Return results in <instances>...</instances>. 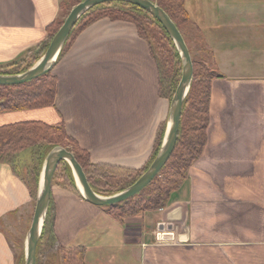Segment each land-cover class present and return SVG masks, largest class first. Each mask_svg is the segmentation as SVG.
I'll return each instance as SVG.
<instances>
[{
	"label": "crops",
	"instance_id": "1",
	"mask_svg": "<svg viewBox=\"0 0 264 264\" xmlns=\"http://www.w3.org/2000/svg\"><path fill=\"white\" fill-rule=\"evenodd\" d=\"M66 1L0 0V66L41 44ZM184 9L220 74L211 81L202 154L164 209L122 222L53 184L54 241L83 246L86 264H264V0H184ZM51 74L53 106L0 114V126L63 123L92 163L141 168L169 106L134 26L94 23ZM30 203L13 168L0 164V220ZM156 233L176 242L155 243ZM9 251L0 231V264H14Z\"/></svg>",
	"mask_w": 264,
	"mask_h": 264
},
{
	"label": "trees",
	"instance_id": "2",
	"mask_svg": "<svg viewBox=\"0 0 264 264\" xmlns=\"http://www.w3.org/2000/svg\"><path fill=\"white\" fill-rule=\"evenodd\" d=\"M81 1L67 0L60 4L59 12H67L66 17L71 8ZM150 1L168 15L181 33L191 55L189 43L181 31L182 27L191 26L188 14L184 9V0ZM69 7L70 9H68ZM101 19L124 21L136 27L138 36L147 43L150 57L156 64L159 96L165 94L170 102L181 73L179 55L158 21L136 6L124 2H110L90 9L79 19L70 32L57 62L72 46L80 33ZM63 20H59V17L54 20L46 28L44 41L8 65L0 71V74H21L33 66L47 49L49 42L62 25ZM191 61L193 76L190 90L182 105L175 148L158 175L143 190L126 201L104 207L107 209L108 215L117 222H122L124 219L137 216L142 212L164 209L171 194L186 179L192 163L202 154L209 123L208 108L211 81L220 77V74L217 72L214 62L211 65H206L204 62L197 64L192 57ZM56 83V78L49 72L22 85L0 86V114L53 106L56 96ZM164 127L165 122L158 131L154 152L149 161L144 167L133 170L91 163L89 154L81 150L77 143L66 135L62 125L52 126L40 121L7 124L0 126V164L10 165L15 171L16 165L19 164L17 162L20 155L26 151L29 152L30 162L26 168L25 185L31 199L35 200L37 183L46 155L54 147H62L73 154L92 191L100 196H111L131 186L147 170L161 144ZM58 171L63 173L66 178L63 185L60 186L70 189L80 198L74 186L71 169L64 161L59 162L53 174L52 185ZM42 242H44L43 245L46 244L45 247H51L53 243L56 244L51 230L50 205L36 247V264ZM58 246L59 264H85V249L82 246ZM23 259L24 252L23 255L16 257L17 264H21Z\"/></svg>",
	"mask_w": 264,
	"mask_h": 264
},
{
	"label": "water",
	"instance_id": "3",
	"mask_svg": "<svg viewBox=\"0 0 264 264\" xmlns=\"http://www.w3.org/2000/svg\"><path fill=\"white\" fill-rule=\"evenodd\" d=\"M110 2H124L136 6L150 14L167 33L179 55L181 63L180 78L169 103L161 144L153 161L135 183L114 195L106 197L97 195L92 191L81 167L76 162L71 152H68L62 147H54L46 155L39 175L32 219L24 242V264H36V247L48 213L52 178L59 162L64 161L69 165L74 186L80 198L92 206L103 208L126 201L143 190L158 175L176 145L181 109L190 90L193 76L192 61L181 33L168 15L150 0H82L71 8L40 59L27 71L21 74H0V86L22 85L51 72L57 63L58 57L70 32L79 19L90 9ZM163 229L171 231L172 226L166 225Z\"/></svg>",
	"mask_w": 264,
	"mask_h": 264
},
{
	"label": "rangeland",
	"instance_id": "4",
	"mask_svg": "<svg viewBox=\"0 0 264 264\" xmlns=\"http://www.w3.org/2000/svg\"><path fill=\"white\" fill-rule=\"evenodd\" d=\"M68 9H70V7ZM66 13L67 12H65V11H63L62 13L59 12V16H58L59 20H61V19L63 20ZM102 20H106V21H110V22L128 23V22H124V21H111L109 19H101L99 21H102ZM96 22H98V21H96ZM96 22H94V23H96ZM129 24H131V23H129ZM134 28L136 30L135 26H134ZM181 31H182V34L184 35L186 41L189 43V47L191 49L190 57H192L197 64L204 62L206 65H211L212 62H214L213 61L214 58L210 55L211 53L208 52L207 49L204 48L203 45L199 42V39H198L195 31L191 28V26L182 27ZM136 33H137V30H136ZM137 36H138V34H137ZM138 38L145 43V45L147 47V51H148L150 61L152 62V66H153L155 73H156L157 96L161 100L162 104L169 106L170 102H169L168 97L165 94L159 96L157 67H156V64L154 63V61L152 60V58L150 57L148 45L139 36H138ZM76 39H75V41H76ZM74 42H73V44H74ZM73 44H72V46H73ZM10 64H8V65H10ZM8 65L0 66V71L4 70ZM45 108H50V107H45ZM45 108H41V109H45ZM163 124H164V120L162 119V121L157 125V127L155 129L153 142H152V150H151L150 156H149L148 160L145 162V164L149 161L150 157L152 156V154L154 152V147H155L156 140H157V134H158L159 129H161V127L163 126ZM58 125H62L64 128L63 123H60ZM29 162H30V154L28 151H26L20 155L19 160L17 162L19 164L16 165L15 171H14V173L18 176V178L21 179V182L24 184L26 182V177H27L26 168H27V164ZM145 164L142 167H144ZM101 165H106V164H101ZM106 166H110V165H106ZM112 167H115V166H112ZM117 168H120V167H117ZM122 169H128V168H122ZM133 170H137V169H133ZM65 179H66L65 175L58 171L55 175L54 180H53V184L54 185L56 184L57 186L63 185V183L65 182ZM171 204H172V202L170 203V205ZM26 205L27 204H23V205L19 206L17 211H15L11 214L3 215L1 217V220H0V231H1V234L4 237V239L6 240L7 247L10 250L9 251L10 255H12L14 258V264H17L16 257L19 255H23V252H24L25 237H26L27 231L30 227L33 209H34V205H35V200L31 199L30 205H27V206ZM105 210H107V209H105ZM161 232H164V230H162ZM157 234L158 233H156L155 235L158 236ZM159 234H161V235H159L160 239H156L155 243L165 242V244H166L168 242L169 244H174L176 242L175 239H173V236H171V235H165V233H159ZM45 239H46V237L44 238V240ZM45 242H48V241H45ZM43 244H44V242H42L41 246L39 247V252H38V256H37V264H59V257H58L59 246L53 243V244H51V247H47V246L45 247L46 244L45 245H43ZM84 262H85V255H84ZM21 264H24V259L21 262Z\"/></svg>",
	"mask_w": 264,
	"mask_h": 264
},
{
	"label": "built area",
	"instance_id": "5",
	"mask_svg": "<svg viewBox=\"0 0 264 264\" xmlns=\"http://www.w3.org/2000/svg\"><path fill=\"white\" fill-rule=\"evenodd\" d=\"M157 235H158V236H157V239H160V238H159V233H158Z\"/></svg>",
	"mask_w": 264,
	"mask_h": 264
}]
</instances>
